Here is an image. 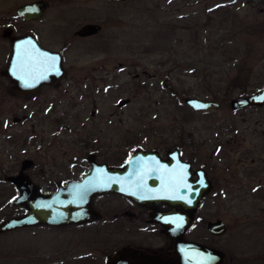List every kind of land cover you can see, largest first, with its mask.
Segmentation results:
<instances>
[{
    "label": "rangeland",
    "instance_id": "1",
    "mask_svg": "<svg viewBox=\"0 0 264 264\" xmlns=\"http://www.w3.org/2000/svg\"><path fill=\"white\" fill-rule=\"evenodd\" d=\"M86 4L105 27L99 37L68 50L71 75L41 88L36 100L19 102V108L10 100L0 116L27 114L22 123L0 121V218L22 211L11 204L16 190L3 175L18 172L24 159L32 161L26 172L44 188L56 173L42 177L39 167L54 169L48 166L53 160L94 153L117 165L135 146L160 154L176 147L193 167L202 165L212 182L187 238L220 249L223 264H264V104H229L232 97L264 84V0H124L113 8ZM217 22L232 30L241 65L222 55L206 64L198 59L174 63L193 31L212 33ZM172 30L180 43H167L166 33ZM168 50L181 51L169 60ZM87 67L88 76L82 77ZM245 81L241 91L239 83ZM184 96L214 99L219 105L193 110ZM125 97V104H116ZM215 218L226 224L219 235L205 230L206 220ZM45 229L0 233V264H66L57 259L59 250L80 251L76 240L66 246L59 242L61 234L70 235L67 228Z\"/></svg>",
    "mask_w": 264,
    "mask_h": 264
},
{
    "label": "flooded vegetation",
    "instance_id": "2",
    "mask_svg": "<svg viewBox=\"0 0 264 264\" xmlns=\"http://www.w3.org/2000/svg\"><path fill=\"white\" fill-rule=\"evenodd\" d=\"M11 1L14 2L13 6ZM92 1L107 4L113 8L124 0H0V116L6 113L4 109L8 108L10 100L15 103V107L19 108V102L36 100L41 88L54 86L66 76L71 75V72L68 71L70 67L65 62V55L68 50L74 44H87L90 39L99 37L105 27L102 19L97 20L95 19L96 16L89 14L91 11L86 3ZM26 3L34 4V6L28 10L26 9L25 15L18 14L16 12L17 7ZM85 23L96 24L98 29L95 32L86 34L77 33V30ZM19 38H21L20 45L24 50L22 57L27 62L22 64L25 67L27 66L26 68L34 69L37 66V61L40 58L36 56L38 47L50 51L56 59L59 58L60 63L58 66L61 73L57 79L51 83H37L33 82L35 79L32 78L33 74H29L28 77L27 73H19L14 69H9L11 49L13 43ZM99 47L105 53L104 45ZM89 71L90 68L87 67L82 77L88 76ZM77 80H80V78H77ZM17 85L34 87L20 90L15 87ZM9 111L11 110L9 109ZM8 119L0 118V121L5 122V124L9 122L22 123L27 120V114L23 110L20 113L17 111L11 112ZM28 123L31 126L33 125L30 121ZM37 135L38 137L41 136ZM29 136H33V133L31 132ZM173 148L178 152L176 147ZM135 149L147 150L146 147L135 146L131 151ZM168 149L166 148L165 151ZM165 151L163 154L156 152L159 157H164ZM126 156L121 159L117 164L118 166L123 165ZM178 157L189 161L192 169L202 168L210 181L208 190L212 188L211 179L205 169L201 167L202 165L193 167L190 160L180 157L179 153ZM24 160L27 164L22 167V170L19 167V171L24 172L30 181L34 183L36 191L42 193L54 190L57 184H63L69 179H78L80 174L87 169L91 160L102 162V160L95 158L94 153H87L83 159L53 160L48 166L54 169L46 168L44 170V164H41L39 167L40 176L43 177L45 173L49 172H55L56 176L53 179H48L51 184L50 182L46 183L47 185L44 188H40L37 181H33L25 170L32 161L30 159ZM194 176L195 174L192 173L191 177ZM150 194V191L132 192L127 190L99 193L91 198V207L95 216L85 222L56 226H26L21 229L45 227L48 228L45 230L52 232L63 231L66 230L65 228L70 230V235L61 234V237L58 236L60 237L59 242L66 246L70 245L67 241L73 242L76 240L78 241L76 244L80 246V251L72 253V250L61 248L63 250H59L61 253L57 254L59 256L57 259L66 264H171L169 258L174 251V241L164 233L162 225L157 220L152 219V207L145 205L137 198ZM154 207L158 211H163L168 208V205L161 202ZM187 229H184L181 234L184 241L187 239L192 240L186 236ZM205 230L211 234L206 228ZM69 253L71 254L69 255ZM181 253L184 254L185 249L181 250ZM179 264L186 263L182 260Z\"/></svg>",
    "mask_w": 264,
    "mask_h": 264
},
{
    "label": "water",
    "instance_id": "3",
    "mask_svg": "<svg viewBox=\"0 0 264 264\" xmlns=\"http://www.w3.org/2000/svg\"><path fill=\"white\" fill-rule=\"evenodd\" d=\"M33 6L34 4L27 3L19 5L16 12L25 15V10ZM97 29L96 24L85 23L77 33L86 34ZM20 40L21 38L13 43L9 69L27 73L28 77L33 74V82L37 83H51L57 79L61 73L59 58L56 59L53 53L38 47L36 56L40 58L37 66L34 69L26 68L27 66L23 65L27 62L22 57L24 50ZM33 56L35 57L34 53ZM163 85L168 89L172 88L169 83ZM15 87L27 90L34 86ZM128 100L127 97L119 98L116 104L122 105ZM182 101L193 110L215 108L219 105L214 99L197 96H184ZM229 104L232 108L263 105L264 84L253 92L232 97ZM26 164L27 162L22 160L20 170ZM192 173L195 174L193 178ZM3 179L10 182L16 190L11 204L21 207L23 211L1 217L0 233L26 226L82 223L95 216L91 198L96 194L126 190L150 191V195L137 198L152 207V219L157 220L164 233L174 241V251L169 258L171 264H179L182 260L186 264H222L224 261L225 254L220 249L194 240L184 241L181 237L182 231L192 223L199 200L208 191L210 181L202 168L192 169L189 161L179 159L175 148L166 150L164 157H159L153 149H135L126 156L122 166L91 160L78 179H69L63 184H57L54 190L46 193L36 191L34 183L22 171L3 175ZM161 202L167 204L168 208L158 211L154 206ZM205 228L211 234L218 235L225 231L226 224L219 218L207 219ZM183 249L184 254L181 253Z\"/></svg>",
    "mask_w": 264,
    "mask_h": 264
},
{
    "label": "trees",
    "instance_id": "4",
    "mask_svg": "<svg viewBox=\"0 0 264 264\" xmlns=\"http://www.w3.org/2000/svg\"><path fill=\"white\" fill-rule=\"evenodd\" d=\"M233 21L234 20H232V22ZM210 32L211 31L201 34L193 31L192 34L188 37L189 39L187 41V44L185 45L186 41L181 43L183 46L181 49V55L177 57H175V55L173 56L174 53H178L181 50L177 52L168 50L169 60L171 55L172 58L175 57L173 60L175 61L174 63L177 64H179L181 61H185L186 63L190 64L195 59H198L199 62L206 64L210 62V59H212L213 57L219 59V55H222L226 60L234 62L233 65H241L239 63H241L242 55H240L236 40L231 37L232 30L230 28H226V25L222 22H217L213 27V34ZM211 34L213 38H210ZM165 38L168 41L167 43L169 44L180 43V40L176 37L174 30H172V32L166 33ZM241 71L244 73L247 70L242 69ZM235 79H238V76H235L233 78V80ZM246 83V81L245 83H239L241 91L244 89Z\"/></svg>",
    "mask_w": 264,
    "mask_h": 264
},
{
    "label": "snow or ice",
    "instance_id": "5",
    "mask_svg": "<svg viewBox=\"0 0 264 264\" xmlns=\"http://www.w3.org/2000/svg\"><path fill=\"white\" fill-rule=\"evenodd\" d=\"M177 227H179V223H177Z\"/></svg>",
    "mask_w": 264,
    "mask_h": 264
}]
</instances>
